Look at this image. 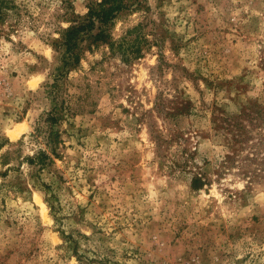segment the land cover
<instances>
[{
    "label": "rangeland",
    "instance_id": "obj_1",
    "mask_svg": "<svg viewBox=\"0 0 264 264\" xmlns=\"http://www.w3.org/2000/svg\"><path fill=\"white\" fill-rule=\"evenodd\" d=\"M6 1L0 264H264V0H124L53 142L45 84L99 0Z\"/></svg>",
    "mask_w": 264,
    "mask_h": 264
},
{
    "label": "trees",
    "instance_id": "obj_2",
    "mask_svg": "<svg viewBox=\"0 0 264 264\" xmlns=\"http://www.w3.org/2000/svg\"><path fill=\"white\" fill-rule=\"evenodd\" d=\"M124 0H99L92 2L88 6L87 12L83 15L80 21L67 27L63 32V39L60 43L64 47V51L61 58V64L56 67V74L51 83L45 84L47 86L46 93L51 98L53 106L50 111L47 112L46 121H50V130L48 137L51 142L54 141L55 130L52 128L54 122L57 119L58 109L62 108L63 104H57L54 100L55 90L58 80L65 74L66 69L69 66L77 65L79 61V56L81 53L79 42L84 38H91L92 41L102 39L105 36V31L108 26L111 25L112 20L116 14L123 9L125 5ZM2 7H9L6 0H0V18L4 17V12ZM95 28V32L93 29ZM64 108V107H63ZM48 155L44 151H40L35 155L31 161L38 163L40 165L46 164V159Z\"/></svg>",
    "mask_w": 264,
    "mask_h": 264
},
{
    "label": "bare ground",
    "instance_id": "obj_3",
    "mask_svg": "<svg viewBox=\"0 0 264 264\" xmlns=\"http://www.w3.org/2000/svg\"><path fill=\"white\" fill-rule=\"evenodd\" d=\"M12 132V131H11Z\"/></svg>",
    "mask_w": 264,
    "mask_h": 264
}]
</instances>
